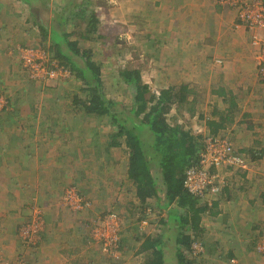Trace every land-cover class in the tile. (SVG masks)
I'll use <instances>...</instances> for the list:
<instances>
[{
	"label": "crops",
	"instance_id": "0c3cea01",
	"mask_svg": "<svg viewBox=\"0 0 264 264\" xmlns=\"http://www.w3.org/2000/svg\"><path fill=\"white\" fill-rule=\"evenodd\" d=\"M120 1L122 3L125 1V4L130 3V0ZM135 1L138 3L137 12H143L144 7L148 10L157 9V18L165 22L159 25L158 31L148 35L153 41L143 33L147 46L152 45L148 54H151L150 58L167 64V71L157 72L165 76L169 82L164 89L188 84L192 92L186 100L194 104L192 107L197 103L211 102L212 105L209 104L211 111L205 110L200 114L205 124L208 121L220 123L223 117L231 113L233 119L223 123L218 133L222 132L228 138L232 133L233 142L246 156H249V151L252 153L256 151V155H259L258 158H250L252 163L247 170L237 174L225 172L226 186L221 194L212 198L215 199L213 207L207 208L201 214L202 231L199 237L204 245L203 254L206 260H202V257L198 260L194 256V264H230L229 260L234 256L237 257L238 264H264V258L258 253L256 244L261 231L264 232V82L257 78L255 64L252 61L250 33L244 27L236 25V8L227 4H218L217 0ZM25 6L26 4L21 0H0V50H4L2 54L6 53L5 46L11 41L19 42L22 46L28 40V34L23 32L26 26L22 24ZM12 27L16 29V35L12 33ZM10 33L13 34V39H10ZM2 40L6 43L3 44ZM217 61H222L223 66ZM209 77H214L216 80L214 83H209V93L202 96L200 85L206 84L203 82ZM3 83L5 84L4 80H0V86H3ZM233 96L237 104L233 105L235 107L230 104V98ZM52 108L50 106L49 110ZM49 117H45L43 124L46 132L47 129L50 131V126L57 131L61 128V124L68 123L70 126L67 132L71 133V143L66 141L64 144L67 146L61 147L59 155H52L54 153L46 148V152L42 153L43 155L48 153L45 160L47 172L45 171L44 176L49 175L48 171L52 172V169L59 171L62 165L64 173L72 176V182L78 180L87 195L86 198L97 205V210H104L103 208L115 210L114 206L121 202L122 193L126 195L133 193L127 181L135 187L134 182L129 179V156L124 142L121 147L112 146L110 143L112 128L110 129L96 116L88 115L90 120L93 119V128H86L82 122L75 125L72 121L67 122L62 119H55L53 123L48 121ZM0 120L8 125L13 122L10 117H2ZM236 122H239L240 126L237 129V125L234 124ZM51 134L60 136L57 132ZM193 134L200 136L203 142L204 138L202 139L201 134L195 132ZM61 154L63 155L60 156ZM3 167L0 166V174L7 172V169H2ZM10 171H12L10 176L16 175L15 166ZM20 178L17 177V180L20 181ZM12 179L8 176H4L3 180L0 178V195H2L0 196V254L11 259L17 256L16 258L21 259L25 264H73L70 259L73 253L84 256L86 254V259H81L79 264H112L115 261L104 254L92 239L88 240L85 225L92 221L97 222L96 217L92 221L88 220L90 216L84 214L75 219L71 217L74 221L72 225L67 218L69 213L67 211L70 210L67 207L62 211L51 212L55 214L53 224L40 232L42 235L39 234L36 240L34 233L29 239L24 238L23 230L18 231L19 224L22 218L25 219L31 213L30 211L29 214L25 213L26 217L20 215L23 210L21 211L22 208L18 205L25 200L19 197L18 190L26 189V184L16 189L18 185L15 179L14 185H9V188L5 189L6 185L2 184L3 181L5 183ZM12 192L14 194L10 195ZM134 192L135 197L130 199V202L135 207L137 204L142 207L143 203L137 196L136 187ZM117 196L120 197L117 199ZM11 197H14V200L10 202ZM21 200L24 201L20 202ZM147 201L148 205L157 212L156 218L149 221L151 218L140 211L141 216H138L140 230L146 231L143 228L145 224L152 223V225L157 224L155 227L157 232L146 233L145 236L136 232L134 238L125 233L122 239L125 243L122 245V252L126 257L129 253L138 256L139 264H146L152 250L144 249L145 238L149 235H161L162 239H167L173 234V227L175 228L178 222L169 212L176 202L167 208L159 209L156 198ZM135 207H132V213ZM169 215L172 220L169 219ZM51 220L53 218H48L45 222L49 223ZM34 221L30 220L31 223L27 226L33 227ZM135 242L139 245L134 246ZM163 247L169 253V260L165 264H178L177 257L170 254L171 250L176 251V248L173 246L171 249L168 241H163ZM131 260L132 258L127 263L132 264ZM199 261L201 263H198Z\"/></svg>",
	"mask_w": 264,
	"mask_h": 264
},
{
	"label": "rangeland",
	"instance_id": "374dc122",
	"mask_svg": "<svg viewBox=\"0 0 264 264\" xmlns=\"http://www.w3.org/2000/svg\"><path fill=\"white\" fill-rule=\"evenodd\" d=\"M83 1L84 0H50L49 3L41 5V8L45 9V13L47 12L49 19H55L57 17V14L54 15L56 5H61L62 3L63 5H67L69 3L70 7L67 6L68 9H66V11L69 10L70 12V8L73 4H79ZM90 1L91 3L89 6L96 10L99 24L98 31L94 34L96 40L85 41L84 44L94 51L93 58L101 64L102 78L107 96L120 102L118 104L123 105V107L124 105L130 107L133 94L120 76V72L127 69H139L143 82L151 86V93H160L169 82L165 79V76L157 72L167 71V64L163 61L161 63V61L150 58L151 54H148L151 51L152 45H150V47L147 46V40L143 37V33H145V36L153 41L151 36L148 37V35H151L153 31H158L160 28L159 25L165 24V22H161V20L157 18V9L149 8L148 10L144 7L143 12H137L138 3L135 0H130L128 4H125V1L122 3L120 0ZM217 3L224 4L218 1ZM163 21H165V19H163ZM28 25L31 28L33 24L29 22ZM84 27H86V23L81 25L79 31L81 32ZM31 32L33 35L31 33V36H27L28 40L25 41V47L20 46L19 42L14 43L11 41L5 46L6 53L2 54L4 50H0V80H4L5 82V84H2L3 86H0V118L10 117L14 122V124H12V122L8 125L5 121L0 120V166H4L2 169H7V172H2L0 174V178L2 180L4 176L13 178L12 181L9 182L4 183L3 181L2 184L6 185L5 189H8L9 185H14L13 182L15 179L17 180V177H21V182L17 180L16 184L18 186L16 189L26 184V189L18 190L19 197L25 200V202L18 205V207L22 208L21 211L23 210L20 214L21 216L24 215L26 217L29 211L31 216L29 215L25 219L22 218L18 231L21 232L26 229L27 225L31 223L30 220H35L34 226L36 228V233L34 238L36 240L38 235L41 234L40 232H43L45 228L53 224L55 214L51 213L52 211H62L65 207L69 208L64 200V195L68 188L72 187L75 191H79L84 196L86 195L83 192L81 184L77 182L78 180L72 182V176L64 173V166L62 165L59 167V171L52 169V172L48 171L49 175L44 176L45 171L47 172L45 160L47 159L46 156L48 153L46 155L42 153L46 152V148L48 147L49 150L54 153L52 155H59L61 153V147L67 146L64 143H66V141L67 143H71V133L67 132L70 124H61V128L57 131L50 126V131L47 129L46 132V129H44L45 125H43L45 117L50 116L48 121L53 123L55 119H62L67 122L72 121L75 125L76 123L82 122L86 128H93L94 124L93 119H89L90 117L85 113L83 107L75 102V95L81 99H85V94H83L81 90L83 87L82 82L76 80L73 74L70 73H68L67 76H58L56 78H44L42 76L40 65L43 61H49V58L47 60L38 56L41 54L39 53L40 50L36 48V43L39 40L38 32L35 29H31ZM12 33L9 34L10 39H13ZM2 43L5 44L6 42L2 40ZM22 56L24 58H22ZM251 56L255 64L257 78L264 82L257 66V62L259 63V61L256 60L257 55L253 54L251 51ZM29 57L32 58V61L27 60ZM35 58L42 59L40 60L42 62H37ZM219 64L223 66L222 61ZM166 77L168 78V76ZM215 80L214 77H209L203 82L206 84L200 85L202 96L209 93V83H214ZM147 96L149 97L150 94L148 93ZM209 104H211V102L206 101L200 104L197 103L195 107H192L194 104H190L188 101L176 103L172 108L173 111L168 114L169 122L172 125H181L184 129L191 130L192 133L201 134L203 139L206 135L210 134L211 128L205 124L204 119L200 118V114L205 110L211 111V106H209ZM215 104L218 105L219 103L215 102ZM121 105L119 106L120 108ZM50 106L53 107L50 109L53 113L49 110ZM234 124L237 125L236 129L240 127L239 122ZM55 132L60 134V136L57 137L55 134H51ZM221 134L223 133L221 132ZM231 134L232 133L229 134V139L233 142ZM233 143L238 149L236 143ZM62 155L63 154L60 156ZM246 157L248 158L249 168V164L251 165L252 163L250 161L251 156ZM14 166L16 167V175L10 176L12 172L10 169L13 170ZM57 176L59 177L55 179ZM73 177H76V175H73ZM124 179L125 177L122 178V180ZM127 184L132 187L133 193L129 195L122 193L121 197L117 196V199L118 197L121 198V202L114 206L115 210H107V208H103L104 210H97V205L95 203H90L88 208L83 211H75L70 208V210L67 209V212H69L67 218L72 225L74 221L71 217L75 219V217L78 218L84 214V216H90L88 220L91 221L96 217L98 220L97 222L92 221L85 225L87 228V235L89 236L88 240L92 239V242L97 243L104 254L109 255L115 260L113 262L114 264H121V262L122 264H128L127 262L131 258L132 264H139L138 256L129 253L126 257L125 253L122 252V245L125 244L122 242V239L125 233L127 236L129 235L134 238L136 237L134 234L136 232L138 235L144 234V236L146 233L153 234L157 232L155 228L157 224L152 225V223L151 225L145 224L143 228L146 229V231L142 232L140 230L138 216H141V214L139 215L140 211L147 214L146 209H142L138 204V207L137 205L136 207L133 206L130 199L135 197V187H133L130 181H127ZM13 194L12 192L10 195ZM7 195H9V193ZM0 196L2 197V195ZM12 200H14V197L9 199L10 202ZM27 206L29 208H27ZM132 207H135L134 213H132ZM111 212L115 213L119 218L118 221L115 222V225L118 224L117 231L120 235V245L116 249L110 248V250L108 249L106 251L102 246L104 240H101L100 236H95L94 230L101 229V227L109 222L106 218ZM48 218H53V220L49 223L45 222ZM149 218H151L149 221H153L156 218V214L149 216ZM148 226L150 228H147ZM75 227L80 226L75 225ZM260 237L261 239L264 238V232L261 231ZM19 238L22 242L21 237ZM261 239H257V241L259 240L258 243ZM197 242L204 246L201 238H198ZM135 245L138 246L139 244L135 242L134 246ZM261 255L260 256L264 258V254L261 253ZM16 257H14L15 259H11L0 254V262H17L21 260ZM70 259H72L71 261H73V264H79L81 259H86V254L84 256L83 254L73 253L70 255ZM202 260H206L205 255L202 257ZM198 263L201 262L199 261Z\"/></svg>",
	"mask_w": 264,
	"mask_h": 264
},
{
	"label": "trees",
	"instance_id": "16d2710c",
	"mask_svg": "<svg viewBox=\"0 0 264 264\" xmlns=\"http://www.w3.org/2000/svg\"><path fill=\"white\" fill-rule=\"evenodd\" d=\"M21 1L26 4L22 19L26 28L23 32L27 36H31V29L38 32L36 48L49 57L48 67L53 68V61L82 82L85 99L75 95V102L83 107L87 115L96 116L112 128V146L121 147L124 142L129 156V179L135 184L144 210L149 206L147 200L150 198L157 199L159 209L176 202L169 211L178 221L173 227V234L167 239H162L161 235H149L144 240V249H152L146 264H165L169 260L163 241H168L171 249L173 246L176 248V251L170 249V254L177 257L178 264H194V256L198 260L203 257L202 254H194L193 249L202 231L201 214L213 207L215 199L212 198L221 194L226 184L217 192L210 193V198L196 196L184 186L185 170L197 160L203 142L191 130L170 124L168 114L176 103L187 101V96L192 92L188 84L162 89L158 94L151 93L139 69L123 70L120 76L133 94L130 107H123L118 104L120 102L107 96L101 64L93 58L94 51L84 44L85 41L96 40L94 34L98 31L99 19L96 10L89 6L91 1L73 4L70 12L66 11L69 3L56 5L55 19H49L45 9L41 8L50 0ZM29 22L33 24L31 28ZM83 23H86V27L80 32ZM12 31L16 35V29L12 27ZM230 99L231 106L237 105L234 96ZM232 119L230 113L220 123L208 121L210 134H218L223 123ZM249 152L252 158L259 157L256 151ZM170 215L169 219L172 220ZM232 259L237 257H231L230 264H233Z\"/></svg>",
	"mask_w": 264,
	"mask_h": 264
},
{
	"label": "built area",
	"instance_id": "2783aa9c",
	"mask_svg": "<svg viewBox=\"0 0 264 264\" xmlns=\"http://www.w3.org/2000/svg\"><path fill=\"white\" fill-rule=\"evenodd\" d=\"M220 3L227 4L237 10V26L244 27L250 33V45L252 53L257 55L256 60L261 78L264 80V0H217ZM27 49V48H26ZM39 50V49H38ZM42 59L48 56L40 51ZM22 58H24L22 56ZM36 59V58H35ZM36 59L37 62H42ZM32 61V58H27ZM50 60V59H49ZM49 61H43L40 65L42 76L44 78H56L58 76H67L70 73L67 69L59 67L52 61V67H48ZM71 74V73H70ZM248 158L246 155L237 150L233 142L225 135L208 134L204 137L202 148L199 151L198 158L195 162L187 166L185 170L184 186L194 195L204 198H210V193L217 192L226 184L225 172H236L238 170H247ZM65 204L72 210L83 211L88 208L90 201L75 191L72 187L68 188L64 195ZM149 216L157 212L152 206L146 208ZM107 222L101 229H95V236H100L104 240L103 249H116L120 245V235L117 231L118 217L115 213L107 215ZM146 222V221H145ZM116 228V229H114ZM32 233H36L33 225L27 226L23 230L24 238L29 239ZM262 244V245H261ZM259 252L264 254V238L257 244ZM194 254H202L204 247L199 242L193 245ZM197 257V256H196ZM233 264H238L237 259H232ZM0 264H25L22 260L17 262L1 261Z\"/></svg>",
	"mask_w": 264,
	"mask_h": 264
}]
</instances>
